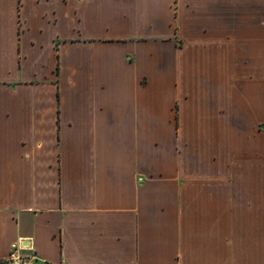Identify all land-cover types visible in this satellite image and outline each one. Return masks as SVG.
<instances>
[{"label": "crops", "instance_id": "1", "mask_svg": "<svg viewBox=\"0 0 264 264\" xmlns=\"http://www.w3.org/2000/svg\"><path fill=\"white\" fill-rule=\"evenodd\" d=\"M264 264V0H0V262Z\"/></svg>", "mask_w": 264, "mask_h": 264}, {"label": "built area", "instance_id": "2", "mask_svg": "<svg viewBox=\"0 0 264 264\" xmlns=\"http://www.w3.org/2000/svg\"><path fill=\"white\" fill-rule=\"evenodd\" d=\"M25 248L26 246L24 245V242L22 241L15 244L12 247L9 255L7 256L5 260V264H26L27 257L23 253Z\"/></svg>", "mask_w": 264, "mask_h": 264}, {"label": "trees", "instance_id": "3", "mask_svg": "<svg viewBox=\"0 0 264 264\" xmlns=\"http://www.w3.org/2000/svg\"><path fill=\"white\" fill-rule=\"evenodd\" d=\"M0 264H5V262H0Z\"/></svg>", "mask_w": 264, "mask_h": 264}]
</instances>
